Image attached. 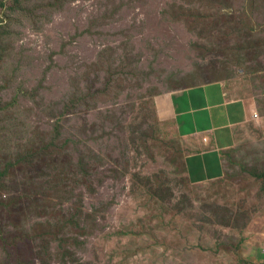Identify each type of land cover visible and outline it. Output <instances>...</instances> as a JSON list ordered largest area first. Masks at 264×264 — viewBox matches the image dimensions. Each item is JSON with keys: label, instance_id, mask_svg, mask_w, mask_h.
<instances>
[{"label": "rangeland", "instance_id": "rangeland-1", "mask_svg": "<svg viewBox=\"0 0 264 264\" xmlns=\"http://www.w3.org/2000/svg\"><path fill=\"white\" fill-rule=\"evenodd\" d=\"M219 81L261 120L230 180L193 185L154 100ZM263 119L264 0H0V264L235 247L264 217Z\"/></svg>", "mask_w": 264, "mask_h": 264}, {"label": "crops", "instance_id": "crops-1", "mask_svg": "<svg viewBox=\"0 0 264 264\" xmlns=\"http://www.w3.org/2000/svg\"><path fill=\"white\" fill-rule=\"evenodd\" d=\"M154 105L159 119L169 122L193 151L185 159L186 174L191 184L199 186L230 180L228 153L236 152L251 137L247 126L253 122V113H261L247 90L225 81L164 92ZM241 233L235 247L203 252V258L199 250L188 246L180 248L183 252L173 248L169 263L264 264V217L255 218Z\"/></svg>", "mask_w": 264, "mask_h": 264}, {"label": "built area", "instance_id": "built-area-1", "mask_svg": "<svg viewBox=\"0 0 264 264\" xmlns=\"http://www.w3.org/2000/svg\"><path fill=\"white\" fill-rule=\"evenodd\" d=\"M252 118H253L254 121H258L260 119V116H259V114L257 112H255V113H253V117Z\"/></svg>", "mask_w": 264, "mask_h": 264}, {"label": "trees", "instance_id": "trees-1", "mask_svg": "<svg viewBox=\"0 0 264 264\" xmlns=\"http://www.w3.org/2000/svg\"><path fill=\"white\" fill-rule=\"evenodd\" d=\"M0 182H1V179H0Z\"/></svg>", "mask_w": 264, "mask_h": 264}]
</instances>
